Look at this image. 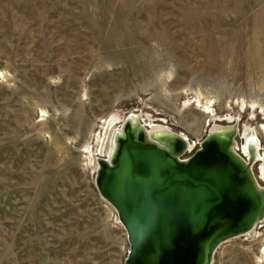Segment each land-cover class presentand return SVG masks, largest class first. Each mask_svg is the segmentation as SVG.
<instances>
[{
	"label": "rangeland",
	"instance_id": "374dc122",
	"mask_svg": "<svg viewBox=\"0 0 264 264\" xmlns=\"http://www.w3.org/2000/svg\"><path fill=\"white\" fill-rule=\"evenodd\" d=\"M130 113L193 152L239 119L264 157V0H0V264H124L94 157ZM212 264H264V222Z\"/></svg>",
	"mask_w": 264,
	"mask_h": 264
},
{
	"label": "water",
	"instance_id": "95a60500",
	"mask_svg": "<svg viewBox=\"0 0 264 264\" xmlns=\"http://www.w3.org/2000/svg\"><path fill=\"white\" fill-rule=\"evenodd\" d=\"M239 133V119L212 124L193 152L179 133L124 118L108 156L95 160L94 179L126 232L124 264H212L224 243L256 236L264 222V188L253 172L259 143L252 129L240 154Z\"/></svg>",
	"mask_w": 264,
	"mask_h": 264
},
{
	"label": "bare ground",
	"instance_id": "6f19581e",
	"mask_svg": "<svg viewBox=\"0 0 264 264\" xmlns=\"http://www.w3.org/2000/svg\"><path fill=\"white\" fill-rule=\"evenodd\" d=\"M131 115H132V117H136L137 116L136 113H131ZM124 118L121 119L119 116H114L113 115L111 117V119L109 120V125H108L109 129H107L108 134H107V132L105 133L104 138L102 139V142H101V150L103 151V154H102L101 157H94V172H95V169H96L95 160L98 159V158H106L108 156V153H109L110 148H111V143H112V135L114 134L115 131L120 129L121 123L123 122ZM141 118L143 119L144 124L146 126H148V127H151L152 129H168V130H170L169 128L164 127L163 125L153 124L151 122L150 118H148V117H147V120H148L147 122L145 121L146 118L144 119V117L142 115H141ZM232 120L233 121L231 123H233L235 119H232ZM251 130H252V128H248V127L244 126L242 128V130H240V133H239V136L242 137V139H243V141H242L243 147L241 148V151L245 155L248 154L247 153V147H248L249 143L254 141V138H253L254 135H253V133H251ZM255 136H256V134H255ZM256 139L258 140L257 137H256ZM255 143H256L255 145L258 147L257 141ZM257 158H258L259 163H263L262 165L264 167V157L260 153L259 147H258ZM117 223H119L118 219H117ZM255 233H256V230H255Z\"/></svg>",
	"mask_w": 264,
	"mask_h": 264
},
{
	"label": "built area",
	"instance_id": "2783aa9c",
	"mask_svg": "<svg viewBox=\"0 0 264 264\" xmlns=\"http://www.w3.org/2000/svg\"><path fill=\"white\" fill-rule=\"evenodd\" d=\"M241 153V152H240Z\"/></svg>",
	"mask_w": 264,
	"mask_h": 264
}]
</instances>
